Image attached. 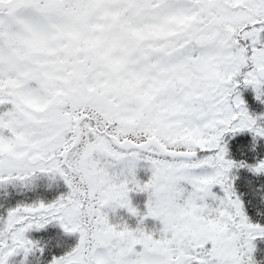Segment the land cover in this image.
Returning <instances> with one entry per match:
<instances>
[{
	"label": "snow or ice",
	"instance_id": "snow-or-ice-1",
	"mask_svg": "<svg viewBox=\"0 0 264 264\" xmlns=\"http://www.w3.org/2000/svg\"><path fill=\"white\" fill-rule=\"evenodd\" d=\"M241 87L264 102V0H0V264H257Z\"/></svg>",
	"mask_w": 264,
	"mask_h": 264
},
{
	"label": "trees",
	"instance_id": "trees-1",
	"mask_svg": "<svg viewBox=\"0 0 264 264\" xmlns=\"http://www.w3.org/2000/svg\"><path fill=\"white\" fill-rule=\"evenodd\" d=\"M249 102H246V106L252 114L259 115L261 111V106L264 102L256 99V94L251 88H247ZM264 113V108L261 114ZM252 139L250 133L240 134L236 138H228L229 143V155L235 160H245L249 164L254 163L257 159H264V138L257 139L256 147L254 150L245 148L243 152L239 150L238 145H248V140ZM238 173H241L242 176H238L239 179L235 183V188L237 194L241 197V200L244 203L245 212L248 215L249 219L253 223L264 224V179L263 174H256L250 172L247 168H242L236 170ZM143 179H146V174L144 172L140 173ZM251 176L253 180H249ZM133 204L140 210H144L143 199L146 200L144 194H135ZM123 218L126 220L132 227H135L137 220L134 217L128 215L125 212V215H120L118 219ZM32 237L35 239H44L48 240L51 238V242L48 246V252L53 255H60L65 252V244L70 243L69 240L77 241L78 238L75 235H69L63 233L62 229L57 224L48 225L45 229L40 231L33 232ZM69 239V240H67ZM257 251L253 253V257L257 264H264V238H257L255 240ZM57 244L59 246H57Z\"/></svg>",
	"mask_w": 264,
	"mask_h": 264
},
{
	"label": "rangeland",
	"instance_id": "rangeland-1",
	"mask_svg": "<svg viewBox=\"0 0 264 264\" xmlns=\"http://www.w3.org/2000/svg\"><path fill=\"white\" fill-rule=\"evenodd\" d=\"M249 88H251V87H249ZM252 89V88H251ZM245 91H247V88H243V87H241V89H240V92H241V96H242V98H243V100L245 101V104H246V102L248 103L249 102V98H248V92H246L245 93ZM263 108H264V104L261 106V111H260V114L259 115H264V113H262L261 114V112H262V110H263ZM250 112V111H249ZM251 113V112H250ZM252 114V113H251ZM251 143H252V139H250V140H248V145H251ZM232 158V157H231ZM141 172H143V171H141ZM141 172H139V176H140V173ZM235 174L237 175V176H242V174L241 173H238L237 171L235 172ZM141 178H142V176H140ZM249 177V180H253V178L251 177V176H248ZM146 178H147V176H146ZM143 179V178H142ZM263 179H264V174H263ZM131 197H132V201L134 200V196H132V194H131ZM145 199H143V202L145 203ZM125 212H127L126 210H123V209H120V210H118L117 211V213L115 214V219L116 220H119L118 219V217H120V215L122 214V215H125ZM110 215H111V213H110ZM129 215V214H128ZM130 216V215H129ZM55 224V223H54ZM145 226H146V228H148V229H156V228H159L160 227V224H159V222L158 221H154V220H152L151 218H149L148 220H146L145 221ZM70 235V234H69ZM76 236V235H75ZM77 237V236H76ZM78 238V237H77ZM67 240H69V239H67ZM69 242L70 243H67V244H65V247H64V249H65V251H67V250H70V248L71 247H74L75 246V244H76V242L77 241H75V240H69ZM253 243L255 244V246H256V243H255V241H253ZM257 251V246H256V250H255V252Z\"/></svg>",
	"mask_w": 264,
	"mask_h": 264
}]
</instances>
